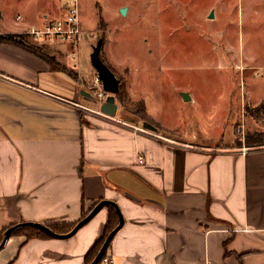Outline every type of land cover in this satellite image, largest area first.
I'll return each mask as SVG.
<instances>
[{"label": "crops", "instance_id": "0c3cea01", "mask_svg": "<svg viewBox=\"0 0 264 264\" xmlns=\"http://www.w3.org/2000/svg\"><path fill=\"white\" fill-rule=\"evenodd\" d=\"M50 23L44 14L42 26ZM28 42L54 66L0 43V235L23 223L77 224L83 211L110 201L124 218L108 249L113 264H264V143L217 148V136L195 144V136L142 132V120L120 111L82 117L75 98L91 90L95 71L86 82L80 66L68 67L77 45ZM104 64L119 68L109 57ZM145 114L174 131L149 115L146 101ZM107 221L104 208L67 240L11 236L0 264H84Z\"/></svg>", "mask_w": 264, "mask_h": 264}, {"label": "rangeland", "instance_id": "374dc122", "mask_svg": "<svg viewBox=\"0 0 264 264\" xmlns=\"http://www.w3.org/2000/svg\"><path fill=\"white\" fill-rule=\"evenodd\" d=\"M75 2L0 0L2 29H39L44 14L55 22L60 9L67 13ZM77 7L84 37L68 67L80 66L90 82V56L103 39L102 60L119 65L112 71L121 82L116 104L123 120H142L157 129L142 132L179 142L217 136L210 143L217 148L236 140L249 146L248 136H264V0H77ZM18 15L23 22H16ZM21 32L17 36L26 37ZM183 93L193 102H184ZM75 100L82 117L105 102ZM145 101L149 115L172 133L147 119ZM184 131L190 133L185 139Z\"/></svg>", "mask_w": 264, "mask_h": 264}, {"label": "water", "instance_id": "95a60500", "mask_svg": "<svg viewBox=\"0 0 264 264\" xmlns=\"http://www.w3.org/2000/svg\"><path fill=\"white\" fill-rule=\"evenodd\" d=\"M214 16L211 14L210 19H213ZM104 40L100 39L96 46L93 47L92 54L90 56V61L91 65L95 71V74L102 84L103 91L107 94L106 101L101 105L99 108L100 114L114 119L117 116L118 112V106L116 104V95L119 94L120 92V80L117 78V76L113 73V71L104 64V62L101 59V52H102V47H103ZM81 95L87 99L88 101L96 102L95 97L92 96L89 93L82 92ZM182 99L184 102H191V98L187 93L181 94ZM143 129L149 130L152 132H157V129L154 128L153 126L145 123L143 124ZM107 207H113L117 213L118 219H119V224L118 226L109 234L107 237L106 241L104 242L99 254L97 255L96 259L91 263V264H99L101 260L103 259L104 255L109 249L110 244L112 243L114 237L116 234L122 229L124 225V218L122 216V213L118 207V205L114 202L110 201H102L95 205V207L89 212L87 217L85 219H82L79 221L73 230L66 234V235H58L54 233L49 227L40 225V224H32V223H23L16 225L14 227L9 228L6 230L3 235H2V240L0 243V251L4 248L5 244L7 241L11 238L13 232L22 229V228H35L47 235L48 237L52 239H58V240H67L72 238L76 233L81 230L84 226H86L93 218L98 215V213Z\"/></svg>", "mask_w": 264, "mask_h": 264}, {"label": "built area", "instance_id": "2783aa9c", "mask_svg": "<svg viewBox=\"0 0 264 264\" xmlns=\"http://www.w3.org/2000/svg\"><path fill=\"white\" fill-rule=\"evenodd\" d=\"M17 20L20 21L21 17H18ZM2 24V8L0 3V37L5 36V34L7 35L4 29H2ZM21 34L32 37L40 44L62 43L76 46L78 42L84 37L79 10L77 7V0L75 2V5L68 10L67 15L64 19L42 26L39 29H27L25 31H22ZM90 89L94 93L96 99L100 102V104L106 101L107 94L103 91L102 84L97 77L93 79ZM139 163L142 164L143 161L140 160ZM99 264H113V260L111 256L107 255L104 259L101 260Z\"/></svg>", "mask_w": 264, "mask_h": 264}, {"label": "trees", "instance_id": "16d2710c", "mask_svg": "<svg viewBox=\"0 0 264 264\" xmlns=\"http://www.w3.org/2000/svg\"><path fill=\"white\" fill-rule=\"evenodd\" d=\"M20 38H22V37L15 36V35H8L5 37H0V43L19 46V47H21V48H23L29 52H32V53L40 56L41 58L46 60L47 63L54 66V63L50 59H48V57H44V55L37 52L32 47H28L27 44H25L24 41H22V39H20ZM55 69H57L61 72H65L68 76H70L74 80H77V78H78L75 73L68 71L64 68H59L58 65L55 67ZM117 96H120V93ZM247 142H248V144H251V145L258 144V143H264V136H262V137H260V136L249 137L248 136ZM107 209H108V221H107V224H106L105 229H104L103 237L88 252V254L85 257L84 264H91L96 259L97 255L99 254V252H100L104 242L106 241L107 237L119 224V219H118V216H117L115 209L113 207H107ZM88 214H89V212L86 213L85 211H83L82 219H85ZM75 225L76 224H56V225L49 226V228L54 233H56L58 235H66L73 230ZM14 236H23V237H26L28 240H31V239H51L50 237H48L47 235H45L44 233H42L38 229L31 228V227L22 228V229H19V230L13 232L12 237H14ZM1 240H2V235H0V243H1ZM109 248H110V246H109ZM107 254H108V251L104 255L103 259L107 256Z\"/></svg>", "mask_w": 264, "mask_h": 264}]
</instances>
